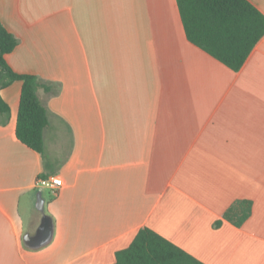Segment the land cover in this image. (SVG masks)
I'll use <instances>...</instances> for the list:
<instances>
[{
    "label": "crops",
    "instance_id": "1",
    "mask_svg": "<svg viewBox=\"0 0 264 264\" xmlns=\"http://www.w3.org/2000/svg\"><path fill=\"white\" fill-rule=\"evenodd\" d=\"M0 20L10 67L51 87L45 157L15 134L22 82L0 89V264H113L143 227L205 264H264V36L234 71L187 39L176 0H0Z\"/></svg>",
    "mask_w": 264,
    "mask_h": 264
},
{
    "label": "trees",
    "instance_id": "2",
    "mask_svg": "<svg viewBox=\"0 0 264 264\" xmlns=\"http://www.w3.org/2000/svg\"><path fill=\"white\" fill-rule=\"evenodd\" d=\"M187 39L227 67L239 70L264 36V14L248 0H176ZM17 38L0 20V89L15 80L22 82L15 126L16 137L45 157L44 131L50 125L49 111L37 90L50 91L48 83L37 75L18 73L6 61V54L17 46ZM10 112L0 95V123ZM41 179L46 176L41 174ZM252 202L235 200L223 213V219L241 226L250 216ZM222 219L214 222L219 226ZM113 264H205L168 241L152 229L138 230L126 248L116 252Z\"/></svg>",
    "mask_w": 264,
    "mask_h": 264
},
{
    "label": "water",
    "instance_id": "3",
    "mask_svg": "<svg viewBox=\"0 0 264 264\" xmlns=\"http://www.w3.org/2000/svg\"><path fill=\"white\" fill-rule=\"evenodd\" d=\"M36 207L39 210H43V198L41 196V193L38 192L37 194V203H36ZM52 223L50 221V219L46 216L43 215L41 223L37 229V235H36V240L33 244V247H39L41 245L46 244L52 236ZM30 240L33 239L32 237H30L29 235H26L25 240Z\"/></svg>",
    "mask_w": 264,
    "mask_h": 264
},
{
    "label": "built area",
    "instance_id": "4",
    "mask_svg": "<svg viewBox=\"0 0 264 264\" xmlns=\"http://www.w3.org/2000/svg\"><path fill=\"white\" fill-rule=\"evenodd\" d=\"M37 184L40 186H45L50 189V191L55 194L57 190L62 186L63 181L59 176H50L45 179H39Z\"/></svg>",
    "mask_w": 264,
    "mask_h": 264
}]
</instances>
